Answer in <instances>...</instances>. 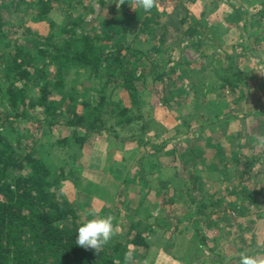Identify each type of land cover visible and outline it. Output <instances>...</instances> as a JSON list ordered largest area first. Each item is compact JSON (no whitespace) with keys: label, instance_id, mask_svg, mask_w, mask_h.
Instances as JSON below:
<instances>
[{"label":"rangeland","instance_id":"1","mask_svg":"<svg viewBox=\"0 0 264 264\" xmlns=\"http://www.w3.org/2000/svg\"><path fill=\"white\" fill-rule=\"evenodd\" d=\"M120 2L74 0L76 7L70 12L98 26L99 18L114 14ZM255 3L264 7V0H154L157 10L168 15L163 20L168 29L166 53L171 56L166 66L171 69L162 82L149 77L146 83L136 82L130 92L117 91L133 118L118 136L88 133L79 154L76 147H59L58 141L75 134L80 137L84 131L77 133L61 124L38 128L33 120L22 124L30 133L27 142L52 173L62 176L61 196L78 208L80 218L90 219L92 213L111 215L115 235L105 245H125V264H205L203 258H207L206 264L229 260L239 264L241 253L264 260V189L259 208H253L249 216H237L233 222L220 210L223 204L213 214L207 207L221 197L228 199L225 188L232 184L264 186V20L256 24L251 16L245 18L257 10ZM234 6H244L242 13L238 11L240 17L235 12L232 15ZM3 11L8 18V12ZM184 11L195 22L204 18L208 35L198 45L190 44L194 37L184 34L191 21L188 18L182 24ZM228 15L233 20H228ZM11 18L15 22L14 16ZM47 18L57 27L62 21L61 11L54 9ZM139 26L131 22L129 40L134 47L147 50L156 39L152 34H148L151 39H145L147 34L140 32ZM23 27L46 35L52 24L48 19L34 21L25 16ZM21 31L11 39L22 40ZM245 43L248 50L240 52ZM12 44L8 42V48ZM226 52L237 58L249 76L248 99L243 107L231 101L236 97L221 87L214 72L222 70L224 62L218 61ZM73 84L81 91L75 93L77 100H83V84ZM60 95L56 92L54 97L61 101ZM230 110L234 115L225 118ZM256 136L253 143L251 137ZM195 164L201 172L192 178L196 187L190 195L166 199V190L177 196L180 178L189 182ZM192 197L197 203L191 202ZM201 203L206 206L200 208ZM195 221L206 236L205 248L199 245ZM139 231L148 248L136 243ZM216 254L223 257L222 263Z\"/></svg>","mask_w":264,"mask_h":264},{"label":"trees","instance_id":"2","mask_svg":"<svg viewBox=\"0 0 264 264\" xmlns=\"http://www.w3.org/2000/svg\"><path fill=\"white\" fill-rule=\"evenodd\" d=\"M136 1L121 0L114 14L101 16L99 25L93 26L81 15L71 14L76 7L74 0H0V264L126 263L127 247L120 243L103 245L98 251L75 244L76 229L84 220L78 208L61 196L62 176L52 173L36 148L27 142L30 133L22 124L33 120L38 128L61 124L72 127L77 133L84 131L80 137L75 134L58 141L59 147H76L80 154L88 133L109 132L116 137L133 121L117 91L130 92L136 82L146 83L149 77L162 82L171 69L166 66L171 56L166 53L168 29L163 20L168 15L155 6L145 12L139 6H132L137 5ZM255 4L257 10L245 18L251 16L253 23L260 24L264 20V7L261 3ZM54 9L62 14L57 27L47 18ZM243 10L244 6H234L232 15L234 12L239 15L238 11ZM232 15L227 19L233 20ZM25 16L34 21L48 19L52 28L46 35L25 28ZM188 18L191 21L185 26L184 34L194 37L190 44L198 45L208 35L203 27L204 18L195 22L192 15L184 11L182 24L188 22ZM133 21L140 24V32L147 34L145 39H151L148 34L156 39L147 50L134 47L129 40V26ZM19 29L22 40L11 39ZM256 29L253 31L257 32ZM8 42L12 44L10 48ZM241 45L240 52L248 50V43ZM218 62H224L220 72L214 71L221 87L236 97L231 100L236 106L243 107L248 99L249 76L229 52ZM75 82L83 84L81 90L85 98L81 101L75 94L80 91ZM56 92L61 94V101L54 97ZM231 115L234 114L230 110L225 118ZM206 123L203 122L204 126ZM256 140L257 136L251 137L253 143ZM176 169L173 172L176 173ZM200 172L195 164L191 182L180 178L182 184L175 190L177 196L166 190L165 198L174 201L180 200L183 194L190 195L196 187L192 178ZM258 173L261 171L256 175ZM263 189L264 186L255 188L248 183L232 184L225 188L228 199L221 197L207 207L213 214L219 210L216 207L223 204L220 210L233 222L237 216H249L253 208H259ZM191 202L197 203V199L192 197ZM203 205L206 206L201 203L200 208ZM200 208L198 213L202 212ZM194 223L199 245L205 248L206 236L197 222ZM135 241L141 248L149 247L142 231L136 234ZM216 255L222 263L223 257ZM202 261L206 264L207 258ZM223 264L233 263L229 260Z\"/></svg>","mask_w":264,"mask_h":264},{"label":"clouds","instance_id":"3","mask_svg":"<svg viewBox=\"0 0 264 264\" xmlns=\"http://www.w3.org/2000/svg\"><path fill=\"white\" fill-rule=\"evenodd\" d=\"M137 4L145 12H148L154 7V0H137ZM114 235L115 229L111 215L100 216L92 213V218L86 219L78 225L75 244L98 251ZM239 264H264V260L258 261L251 256L241 253Z\"/></svg>","mask_w":264,"mask_h":264}]
</instances>
